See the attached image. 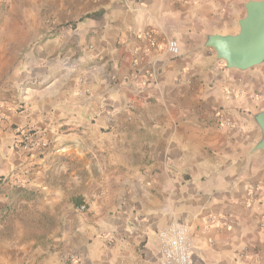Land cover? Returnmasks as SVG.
<instances>
[{"label": "crops", "instance_id": "1", "mask_svg": "<svg viewBox=\"0 0 264 264\" xmlns=\"http://www.w3.org/2000/svg\"><path fill=\"white\" fill-rule=\"evenodd\" d=\"M248 1L0 0V30H45L21 58L0 39V264H161L173 222L192 264H264V63L206 45Z\"/></svg>", "mask_w": 264, "mask_h": 264}, {"label": "water", "instance_id": "2", "mask_svg": "<svg viewBox=\"0 0 264 264\" xmlns=\"http://www.w3.org/2000/svg\"><path fill=\"white\" fill-rule=\"evenodd\" d=\"M236 35H210L206 45L229 69L247 70L264 63V0H249ZM261 131L256 148L264 150V111L255 116Z\"/></svg>", "mask_w": 264, "mask_h": 264}, {"label": "built area", "instance_id": "3", "mask_svg": "<svg viewBox=\"0 0 264 264\" xmlns=\"http://www.w3.org/2000/svg\"><path fill=\"white\" fill-rule=\"evenodd\" d=\"M22 105L25 106V103ZM216 119L219 129H237L232 122L219 114L216 115ZM16 144L22 151L35 153L44 152L49 147L48 142L28 132L20 135ZM80 210L84 211L85 207L82 206ZM157 238L161 264H192V246L187 228L183 224L177 222L169 224L157 233ZM244 256L243 253L239 255V258L242 259Z\"/></svg>", "mask_w": 264, "mask_h": 264}, {"label": "rangeland", "instance_id": "4", "mask_svg": "<svg viewBox=\"0 0 264 264\" xmlns=\"http://www.w3.org/2000/svg\"><path fill=\"white\" fill-rule=\"evenodd\" d=\"M19 6H24L26 5L25 1H19L17 3ZM30 7V6H29ZM7 8V7H5ZM17 10L16 12H14V14L12 15V18L13 17H16L17 16ZM37 19L39 21L42 22V19H43V10H41L40 8H38V11H37ZM29 31V29H26L25 27L23 26H20V27H15V28H11L9 30L7 29H1L0 30V39H4L5 38V32H8L9 35H10V38L13 39V44L11 45V48H12V51L13 52H17V54H15V57L17 58H21L22 56L25 55V52L28 48H31L32 45H36L37 43H39V40L38 38L41 37L42 33H45V30L42 29L41 27H38V28H34L32 30V32L34 33V38H33V43L30 44V43H26V41H28V36H27V32Z\"/></svg>", "mask_w": 264, "mask_h": 264}, {"label": "trees", "instance_id": "5", "mask_svg": "<svg viewBox=\"0 0 264 264\" xmlns=\"http://www.w3.org/2000/svg\"><path fill=\"white\" fill-rule=\"evenodd\" d=\"M90 15H86L85 18H89ZM84 19V18H82ZM81 19V20H82ZM35 195H33L32 193L24 190L22 187L20 186H14L10 192L9 195V199L12 202L13 200L18 201L20 199H24V200H29V199H33ZM73 201H76V199H74ZM11 208V205L7 206V211Z\"/></svg>", "mask_w": 264, "mask_h": 264}]
</instances>
